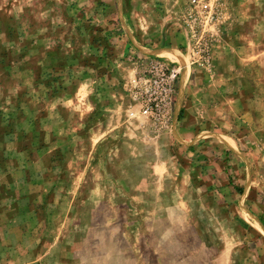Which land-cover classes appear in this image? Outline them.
<instances>
[{
	"label": "rangeland",
	"instance_id": "1",
	"mask_svg": "<svg viewBox=\"0 0 264 264\" xmlns=\"http://www.w3.org/2000/svg\"><path fill=\"white\" fill-rule=\"evenodd\" d=\"M203 1L193 58L189 0H0V264H264V0ZM160 56L176 118L126 130Z\"/></svg>",
	"mask_w": 264,
	"mask_h": 264
},
{
	"label": "built area",
	"instance_id": "2",
	"mask_svg": "<svg viewBox=\"0 0 264 264\" xmlns=\"http://www.w3.org/2000/svg\"><path fill=\"white\" fill-rule=\"evenodd\" d=\"M186 13L189 33L195 37L192 47L193 58H200L204 44L202 35L207 36L208 26L215 20L212 8L203 0H189ZM179 69L164 57L150 59L145 67L129 81L133 105L155 128H165L172 122L173 104Z\"/></svg>",
	"mask_w": 264,
	"mask_h": 264
},
{
	"label": "crops",
	"instance_id": "3",
	"mask_svg": "<svg viewBox=\"0 0 264 264\" xmlns=\"http://www.w3.org/2000/svg\"><path fill=\"white\" fill-rule=\"evenodd\" d=\"M142 48L145 49V50H149L151 53H152V51L153 52H161V53L164 52L165 56L170 57L171 59H172V57L176 56V54L174 53L173 49L169 48L168 46L155 47L152 50L148 49L147 47H144V46H142ZM128 83L129 82H127V84L125 86V89H126L125 105H123L122 122H120V123H121L122 127H125L126 130H137V132L138 131L140 132V131L143 130V128H146V127L148 128L149 127L148 126L149 123L145 119V117L138 111V107L133 105L132 99H131V96H130V88H129V84ZM105 110L107 111V116H109L110 113L112 115H115V113H116L115 107L111 106V105L110 106L107 105L105 107ZM179 112H180V110H179ZM172 116H173L172 120L176 118V104L173 105V114H172ZM223 150H225L227 152L228 151H232V153L234 154L233 147L227 148V149L223 148Z\"/></svg>",
	"mask_w": 264,
	"mask_h": 264
},
{
	"label": "bare ground",
	"instance_id": "4",
	"mask_svg": "<svg viewBox=\"0 0 264 264\" xmlns=\"http://www.w3.org/2000/svg\"><path fill=\"white\" fill-rule=\"evenodd\" d=\"M184 79H185V77L183 76V78H182V85L184 84Z\"/></svg>",
	"mask_w": 264,
	"mask_h": 264
},
{
	"label": "trees",
	"instance_id": "5",
	"mask_svg": "<svg viewBox=\"0 0 264 264\" xmlns=\"http://www.w3.org/2000/svg\"><path fill=\"white\" fill-rule=\"evenodd\" d=\"M179 113H181V110H180V112Z\"/></svg>",
	"mask_w": 264,
	"mask_h": 264
}]
</instances>
